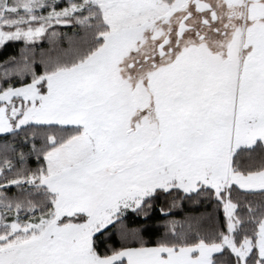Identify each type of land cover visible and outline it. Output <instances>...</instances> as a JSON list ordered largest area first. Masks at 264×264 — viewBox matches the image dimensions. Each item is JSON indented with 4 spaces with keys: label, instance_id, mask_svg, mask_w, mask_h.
I'll use <instances>...</instances> for the list:
<instances>
[{
    "label": "snow or ice",
    "instance_id": "6c2138e0",
    "mask_svg": "<svg viewBox=\"0 0 264 264\" xmlns=\"http://www.w3.org/2000/svg\"><path fill=\"white\" fill-rule=\"evenodd\" d=\"M7 42L0 264H264V0H0Z\"/></svg>",
    "mask_w": 264,
    "mask_h": 264
},
{
    "label": "trees",
    "instance_id": "16d2710c",
    "mask_svg": "<svg viewBox=\"0 0 264 264\" xmlns=\"http://www.w3.org/2000/svg\"><path fill=\"white\" fill-rule=\"evenodd\" d=\"M58 2L62 6L65 0H59ZM56 31L61 34L60 42L63 44H66L67 38L63 37V33L67 32L69 35H71L72 33L71 26H59L56 28ZM35 45H36V50H37V62L39 61L40 51L41 50L47 51L53 46L47 36H45L41 40L36 41ZM21 47H22V44L20 42H7L6 46L1 45L0 46V61H3L9 56H13V55L18 56L20 54ZM32 163L34 166V161ZM161 203H163L166 207H168L170 209L171 215L177 219H184L188 215L203 212L207 210L204 204L197 205L187 200H177L176 206H172L171 198L165 200L163 197H161L160 201L157 202V209L154 210V215L158 220L167 219V217L162 216L158 211V207Z\"/></svg>",
    "mask_w": 264,
    "mask_h": 264
},
{
    "label": "rangeland",
    "instance_id": "374dc122",
    "mask_svg": "<svg viewBox=\"0 0 264 264\" xmlns=\"http://www.w3.org/2000/svg\"><path fill=\"white\" fill-rule=\"evenodd\" d=\"M59 1V0H58ZM1 46V45H0Z\"/></svg>",
    "mask_w": 264,
    "mask_h": 264
}]
</instances>
